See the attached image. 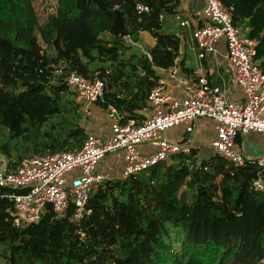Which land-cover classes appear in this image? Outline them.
I'll return each mask as SVG.
<instances>
[{
  "label": "trees",
  "instance_id": "1",
  "mask_svg": "<svg viewBox=\"0 0 264 264\" xmlns=\"http://www.w3.org/2000/svg\"><path fill=\"white\" fill-rule=\"evenodd\" d=\"M36 1L0 0V158L8 170L34 155L79 149L88 134L75 93L66 81L51 93V77L35 72L39 64L58 57L69 72L103 79V106L129 118L161 78L157 68H170L181 54L180 37L163 28L177 0H57L44 21ZM222 2L234 7L235 24L249 19L264 69V0ZM138 4L148 10L139 12ZM143 32L155 39L151 58L128 43ZM98 62L110 64L92 66ZM257 172L249 160L235 165L217 153L199 160L193 148L107 180L91 195L92 212L80 228L52 211L16 227L12 189L0 186V264H264Z\"/></svg>",
  "mask_w": 264,
  "mask_h": 264
},
{
  "label": "built area",
  "instance_id": "2",
  "mask_svg": "<svg viewBox=\"0 0 264 264\" xmlns=\"http://www.w3.org/2000/svg\"><path fill=\"white\" fill-rule=\"evenodd\" d=\"M139 12L148 10L138 4ZM210 20L197 24L192 36L197 49V63L191 72H183L175 64L167 69L170 78L178 81L181 95L170 92V83L160 78L151 89L147 102L138 117L125 118L113 104H108L110 128L108 133L90 132L83 145L75 150L34 155L26 158L14 169L7 163L0 168V186L12 189L10 211L13 224L27 228L41 221L51 212L56 219L68 218L80 228L90 215L91 195L109 180L98 164L107 155L124 151L121 179L170 161L176 155H191L193 143L187 139L172 141L164 134L169 129L199 118L214 123L215 137L211 141L217 153L235 165L248 160L255 163L258 172L254 185L264 189V153L248 157L236 149L240 134L264 133V69L256 59L258 40L234 23V7L222 0H206ZM189 20L181 25H189ZM128 43L134 42L128 38ZM211 55L223 61L233 84L241 95L229 97L226 87L214 84L206 73L204 60ZM68 87L82 104L83 112L90 114L91 105L103 99L106 83L101 78H89L78 71L69 72ZM154 143V152L140 149L142 144ZM4 162V158H0ZM78 228L81 236L84 232Z\"/></svg>",
  "mask_w": 264,
  "mask_h": 264
},
{
  "label": "crops",
  "instance_id": "3",
  "mask_svg": "<svg viewBox=\"0 0 264 264\" xmlns=\"http://www.w3.org/2000/svg\"><path fill=\"white\" fill-rule=\"evenodd\" d=\"M178 5L174 7L173 13H165L163 15V28L166 32L175 33L181 39V54L176 59V65L180 68L183 72H191L197 63V49L196 44L192 36L193 28L199 24L203 25L207 23L210 18L209 14L206 10V0H177ZM189 20L190 23L187 26L181 25V21ZM168 26H173V29L165 28ZM244 32L250 33L251 26L249 23V19H244L238 22L237 24ZM178 27H181L178 29ZM134 45L138 47V50L141 51L140 55L148 54L151 58V55L148 52V48L152 47L155 44V39L150 35L148 32L141 33V40L140 42H134ZM185 59L184 64L182 61ZM206 73L210 78L211 82L214 84H219L226 87L229 91L230 98H236L237 96L241 95V89L236 87L230 79V75L226 72L223 61H218L213 58L211 55L204 60ZM174 64V65H175ZM63 69L62 71H65ZM158 74L168 80L170 83V92L176 95L182 94V89L177 88L178 81L170 78L168 75L167 69L157 68ZM221 83V84H220ZM102 103L98 101L97 103L91 105V112L90 115L93 118V121L89 122V124H82L87 133L95 132V133H108L109 126H110V117L109 111L106 107L103 106V100L101 99ZM142 108V107H141ZM137 109V116L140 115V109ZM82 110V109H81ZM83 111V110H82ZM85 113V112H84ZM89 115L88 113H86ZM214 125V124H213ZM209 139H213L215 137V126L207 127ZM193 129H186L184 133H181L178 140L172 141H181L183 139H187L191 143H193L194 147L198 150V155L200 154V136L202 133L200 131H196L193 133ZM170 133V132H169ZM168 133V134H169ZM165 132V136L170 139ZM239 140L237 141V145L239 148L237 150L243 152L248 157H255L262 153H264V135L258 134L257 132H251L249 134H240ZM171 140V139H170ZM153 147V146H152ZM156 148H149L147 151L154 152ZM214 154V151L213 153ZM209 156V155H208ZM207 156V157H208ZM2 162V161H1ZM108 176H111L108 174Z\"/></svg>",
  "mask_w": 264,
  "mask_h": 264
},
{
  "label": "rangeland",
  "instance_id": "4",
  "mask_svg": "<svg viewBox=\"0 0 264 264\" xmlns=\"http://www.w3.org/2000/svg\"><path fill=\"white\" fill-rule=\"evenodd\" d=\"M56 4H57V0H37L36 1L35 7L37 9V12L41 16L42 21L46 20V17L48 14L55 12ZM165 28L173 29L174 27L171 25L166 27V25H165ZM180 28L181 27H178V29H180ZM42 44L48 50L47 45L44 44L43 42H42ZM132 45H133V48L135 50H138V47L136 45H134V44H132ZM139 52L141 53V51H139ZM49 53L52 55H55L54 51L51 49H49ZM109 64L110 63L102 64V63L98 62L96 64H93L92 66L93 67L99 66V67H105L106 68ZM63 66L64 65L62 64L61 58H58V57H56L49 64L44 62V63H41L37 66V69L35 72L40 73L42 75H49L51 77V80L49 81L50 82L49 85L51 87L49 86V89H48L51 93L54 90L53 89L54 86L55 85L59 86L62 82H64L66 80V77L69 74L68 70L62 71L64 69ZM19 86L20 85L18 84L17 85L18 89L20 88ZM75 101L77 103H79L77 101L76 97H75ZM79 105H80V113H81V123L82 124H84V123L89 124V122L93 121L92 116L90 114L87 115L86 113H84L81 110L82 104L79 103ZM213 124L214 123L207 118H199L198 120H194L193 122L192 121L183 122V123L175 126L174 128L169 129L167 131V134L170 132L168 134L169 135L168 137L171 140H178L181 133H184V130H186V129H191V130L193 129V131H192L193 133L196 131V129H197V132L200 131V133H202V136H200V142H198L200 144L199 147H200V154H201V156H199V160H202V159L206 158L208 155H211L213 153V148L211 146L212 139H209V136H207V133L209 131V130H207V127H209L211 125L214 126ZM257 133L264 135V133H260V132H257ZM238 138H239V136L236 139V149L239 148V146L237 145V141L239 140ZM149 148L150 149L156 148V146L154 145V143L153 144L152 143H146V144H142L140 146V149H142L143 151H145L147 149L149 150ZM3 158H4V162L0 161V168L3 167V164L7 160L5 157H3ZM124 164H125L124 151H119V152H115V153L107 155L104 159H102L99 162L98 167H99L100 171H102L103 173L111 175L109 177L111 180H117L121 177V171L124 167Z\"/></svg>",
  "mask_w": 264,
  "mask_h": 264
}]
</instances>
